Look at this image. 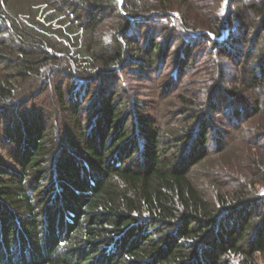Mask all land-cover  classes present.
<instances>
[{
    "label": "trees",
    "instance_id": "16d2710c",
    "mask_svg": "<svg viewBox=\"0 0 264 264\" xmlns=\"http://www.w3.org/2000/svg\"><path fill=\"white\" fill-rule=\"evenodd\" d=\"M121 6L0 0V264H230L229 254L254 264L264 253V223L254 226L264 198L247 202L240 190L227 203L221 189L211 196L194 179L213 149L224 152L220 139L210 138L207 118L191 114L196 125L161 128L115 77L124 69L159 72L167 61L175 62L174 78L183 74L193 43L181 32L218 36L222 12L206 11L201 0ZM169 10L182 25L160 37L161 20L176 21ZM248 11L261 18L258 41L264 0H249L226 19L244 32ZM228 35L220 44L200 37L217 46L218 58L238 64L258 52L257 42L246 51L234 31ZM257 56L261 69L251 70L246 84L263 89L264 42ZM101 77L115 81L105 85ZM48 87L49 108L30 104ZM227 112L239 115L233 105ZM253 165L264 168V156Z\"/></svg>",
    "mask_w": 264,
    "mask_h": 264
},
{
    "label": "rangeland",
    "instance_id": "374dc122",
    "mask_svg": "<svg viewBox=\"0 0 264 264\" xmlns=\"http://www.w3.org/2000/svg\"><path fill=\"white\" fill-rule=\"evenodd\" d=\"M235 1L221 0L220 5H217L211 0H201V3L206 6V11L222 12L223 23L218 36L211 35L201 29L196 31L183 29L181 33L186 34L190 38V43H193L192 56L189 62L191 64L185 68L183 74L174 78L175 62L167 61L159 72L148 70L143 71L140 75L138 72H134L133 69L131 71L124 69L123 72L117 73L115 76L119 77V81L122 85L124 84V88L130 89L131 93H136L140 100L145 103L148 115L161 128L179 129L187 124L185 120L189 124L195 122L196 125L198 118L193 121L191 114L207 118V130L210 138L212 139V135L215 134L220 139L221 144H224V152L219 153L213 149L211 155L205 159L204 163L199 166V170L195 172L197 176L194 179L199 187L202 186L211 196L217 189H221L220 191L224 193L227 203L236 200L238 195L235 194L240 190L244 192L242 197L247 202L257 197V199L264 198V180L260 174H258L259 176L253 175L258 172L257 169L261 173L264 172L262 166L253 165L254 159L260 164L264 156V86L263 89H254L246 84L251 70H255V74H258L261 69L257 55L264 38L261 35V38L257 41L261 18L253 16L251 11L247 12L248 17L244 16L245 27L243 30L246 29L244 32L238 27L235 30L230 29L231 26L226 19L229 10L236 12L249 0ZM36 7V3H32L31 8L33 11L36 10ZM167 13L176 21L162 19L161 21L164 23L159 25L158 30H161L163 26L166 27V30H163L160 37L168 31L173 32L170 27L175 28L182 25L180 14L176 10H169ZM38 18L39 16L35 20H38ZM148 25H153V23L149 22L139 29L140 34L144 33V29ZM225 25H227L226 28ZM231 31H234L237 42L246 51L253 50L257 42L258 52L255 51L254 55L251 54L249 57H245L238 64L232 56L218 58L217 46L207 43L204 38L200 37V34L203 33L209 36L211 40L221 43L228 40V34ZM106 32H110V30L106 31L104 28L102 33L105 35ZM217 37L222 38L217 39ZM179 43L180 40L176 41L169 52ZM57 67L60 69L62 65ZM114 81L115 79L113 80L112 77H101L100 79V82L105 85L112 84ZM230 90L233 92L231 93ZM52 93L53 90L48 87L40 97L30 104L35 103L49 108ZM182 94L187 102L180 99ZM210 97V100L216 103L213 112H210L209 102L207 101ZM255 101L259 102L257 109L259 111L257 112L252 108ZM232 105L239 112L237 118L232 116V112L227 114ZM3 145L6 146L4 143ZM0 155L2 156L4 153L2 152ZM255 208L254 211L256 213L261 212V215L255 219L254 226H263L264 205ZM220 210H223V208L221 207ZM228 258L231 259L230 264H241L242 258L238 259V257H233L230 254ZM253 263L264 264V253H256Z\"/></svg>",
    "mask_w": 264,
    "mask_h": 264
},
{
    "label": "water",
    "instance_id": "95a60500",
    "mask_svg": "<svg viewBox=\"0 0 264 264\" xmlns=\"http://www.w3.org/2000/svg\"><path fill=\"white\" fill-rule=\"evenodd\" d=\"M117 2H118V5L119 6H121V4H122V0H117ZM122 7V6H121ZM126 17L128 18V19H131V20H133V18L132 17H129L128 15H126ZM225 28L227 27V25H225L224 26ZM203 32V31H202ZM202 32H199V33H202ZM205 33V32H204ZM196 34H198V33H196ZM222 34H224V33H222ZM195 35V34H194ZM220 38H222V37H217V39H220Z\"/></svg>",
    "mask_w": 264,
    "mask_h": 264
}]
</instances>
